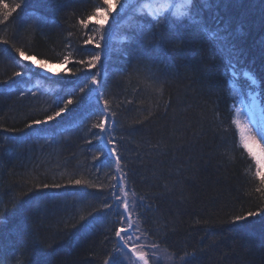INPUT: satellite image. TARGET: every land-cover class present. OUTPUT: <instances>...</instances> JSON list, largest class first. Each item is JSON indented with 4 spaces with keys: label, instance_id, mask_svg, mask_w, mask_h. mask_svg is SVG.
<instances>
[{
    "label": "trees",
    "instance_id": "16d2710c",
    "mask_svg": "<svg viewBox=\"0 0 264 264\" xmlns=\"http://www.w3.org/2000/svg\"><path fill=\"white\" fill-rule=\"evenodd\" d=\"M18 2L22 8L0 23V85L17 80L13 45L48 65L64 64L70 52L74 60L95 54L82 45L78 19L98 0H3L9 7ZM202 16L240 50L237 71L264 77V0H217ZM123 34L112 29V38ZM117 42L92 71L107 74L101 91L116 112L117 151L129 187L152 206L142 226L167 250L160 264H181L185 253H194L192 264H264V221L232 223L264 205V195L256 191V160L233 123L231 77L219 45L193 23ZM64 65L60 73L80 67ZM236 83L249 86L244 78ZM69 87L42 80L31 92L0 89V264H104L116 245V210L103 208L114 164L108 156L93 159L98 115L65 116L45 132L26 127L51 114ZM75 179L104 187L68 183ZM81 216L93 222L91 230L81 228Z\"/></svg>",
    "mask_w": 264,
    "mask_h": 264
},
{
    "label": "snow or ice",
    "instance_id": "6c2138e0",
    "mask_svg": "<svg viewBox=\"0 0 264 264\" xmlns=\"http://www.w3.org/2000/svg\"><path fill=\"white\" fill-rule=\"evenodd\" d=\"M209 6H217V0H98L97 4L78 22L83 31L81 32L82 45L84 49L91 45L94 55L85 59H70L71 52L63 56L62 63L78 64L73 72L70 68L64 73L51 72L48 68L47 60L37 61L36 57L29 55L23 47L13 45V58L19 71L12 73L13 84L0 85V89L7 87L9 91H14V85H19L24 91L39 90L42 87V80L56 86L70 84L71 87L61 89L63 95L57 97L56 108L51 114L45 115L42 120H31L26 127L30 131L45 132L50 122L63 121L65 116L77 118L85 112L98 115V120L92 125L99 132L94 134L99 151L93 157L100 160L101 156L112 158L115 175L110 177V202L103 205L104 209L115 208L116 219L112 220V229L116 238V245L113 251L105 259L104 264H160L163 255L167 250L161 249L160 243L150 240L149 230L143 228V223H147L145 213L151 211V205L145 203V197L137 196L135 191L129 187L128 172L124 171L122 157L117 151V140L113 135L115 127L116 112L111 110V102L104 99L105 93L101 88L107 81V74L100 71L93 72L97 65L101 64L108 54V48L112 42V29L114 27L123 28L124 34L121 39L123 44H132L143 37L146 33H158L161 29L176 31L186 23H193L200 26L210 39L217 42L219 50L224 54L228 65L227 71L230 74L228 84L233 86L231 95L238 98L240 107L235 108L236 118L233 120L236 128L240 129V139L244 149L256 160V177L259 178L261 187L256 191L264 195V172L260 168L264 163L256 153H253L251 144L256 142V136L264 140V77L248 68L237 71L240 61V50L235 46L226 31L219 28H210L203 19L202 12ZM22 8V3L18 2L9 7L8 4L0 0V9H3V19L0 23L9 20L13 13ZM31 15L36 16L33 11ZM39 19H46L38 17ZM239 30V29H238ZM72 33H69L71 36ZM3 43L7 44L5 40ZM66 47H71L70 44ZM82 49V50H84ZM70 77H75L74 80ZM103 77V81L98 78ZM244 78L249 83L246 93L236 87V80ZM82 85V86H81ZM83 94L78 96L76 89ZM21 91V95L24 94ZM67 97V98H65ZM235 100L233 101V107ZM79 110V111H77ZM259 114V123L256 115ZM243 115L250 120L251 126L256 131V135H244L239 117ZM44 126V127H34ZM92 144V140L88 141ZM72 185H88L93 188H102L103 185L91 184L85 179L69 180ZM37 189L48 188L49 185L37 184ZM51 187L59 188L60 185ZM39 194V193H37ZM131 194V195H130ZM249 217L257 221H264V205L257 207L255 211H248L243 215L233 217L232 223L247 222ZM81 228L88 231L94 227L92 221L81 216ZM5 222L0 218V223ZM250 238L251 235H250ZM147 241V242H146ZM126 258V259H125ZM194 253H185L180 257L181 264H192Z\"/></svg>",
    "mask_w": 264,
    "mask_h": 264
},
{
    "label": "rangeland",
    "instance_id": "374dc122",
    "mask_svg": "<svg viewBox=\"0 0 264 264\" xmlns=\"http://www.w3.org/2000/svg\"><path fill=\"white\" fill-rule=\"evenodd\" d=\"M217 18V17H216ZM64 64H52L48 65V68L51 72H58L60 73V70L64 67ZM17 79V78H16ZM6 85V84H4ZM241 120V128L244 129V135H256L255 129L252 128L250 121L245 120L244 116L241 115L239 117ZM257 122L259 123V114L256 115ZM240 131V129H239ZM241 136V135H240ZM253 153H256L257 156H259L262 160V163H264V140H260L259 136H256V142L252 143L251 145ZM248 151V150H247ZM260 171L264 172V167L260 168ZM168 264V263H167Z\"/></svg>",
    "mask_w": 264,
    "mask_h": 264
},
{
    "label": "bare ground",
    "instance_id": "6f19581e",
    "mask_svg": "<svg viewBox=\"0 0 264 264\" xmlns=\"http://www.w3.org/2000/svg\"><path fill=\"white\" fill-rule=\"evenodd\" d=\"M224 2H225V1H223L221 4L223 5ZM117 41H121V40H120V39H116L115 37L112 38V43H113V44L115 43V44L117 45V44H118ZM19 79H20V78H17V80H19ZM7 85H9V84H7ZM5 88H7V87H5ZM14 88H21V87H20L19 85H14Z\"/></svg>",
    "mask_w": 264,
    "mask_h": 264
}]
</instances>
